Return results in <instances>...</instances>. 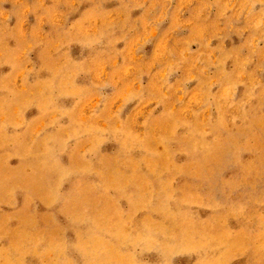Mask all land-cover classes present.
Masks as SVG:
<instances>
[{"label": "rangeland", "instance_id": "obj_1", "mask_svg": "<svg viewBox=\"0 0 264 264\" xmlns=\"http://www.w3.org/2000/svg\"><path fill=\"white\" fill-rule=\"evenodd\" d=\"M0 264H264V0H0Z\"/></svg>", "mask_w": 264, "mask_h": 264}]
</instances>
